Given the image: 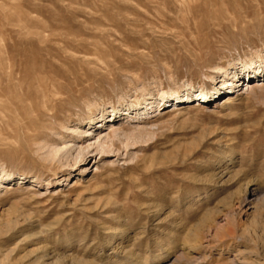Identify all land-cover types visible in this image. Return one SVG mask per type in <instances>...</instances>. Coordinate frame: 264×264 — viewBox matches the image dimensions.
<instances>
[{"label": "rangeland", "instance_id": "obj_1", "mask_svg": "<svg viewBox=\"0 0 264 264\" xmlns=\"http://www.w3.org/2000/svg\"><path fill=\"white\" fill-rule=\"evenodd\" d=\"M0 264H264V0H0Z\"/></svg>", "mask_w": 264, "mask_h": 264}, {"label": "bare ground", "instance_id": "obj_2", "mask_svg": "<svg viewBox=\"0 0 264 264\" xmlns=\"http://www.w3.org/2000/svg\"><path fill=\"white\" fill-rule=\"evenodd\" d=\"M251 61V60H250ZM252 67V65H249V66H246V68H247V70H246V72H248V69H250ZM256 70V69H255ZM256 72H259V68H258V70L256 71ZM237 74L238 73H236V72H233V73H231V77H232V79L233 78H235V79H237V80H234L232 83H234V87H236L238 84V82L240 81V79L238 80V77H237ZM246 74V73H245ZM255 75H256V73H255ZM247 76L248 77H250V73H248L247 74ZM8 79H10V78H8ZM14 80H15V78H14ZM17 80V79H16ZM7 81V80H6ZM244 82V84H245V87H246V89H247V91H250V90H253V80H251V81H243ZM38 84H40L39 82H37ZM9 85V84H8ZM16 85H18V84H16ZM19 87V86H18ZM21 87V86H20ZM9 88V87H8ZM8 88H7V90H8ZM6 89V88H5ZM4 89V90H5ZM10 89V88H9ZM262 90H263V88L262 87H260V91L262 92ZM8 92V91H7ZM10 92V91H9ZM11 93V92H10ZM10 93H8V94H10ZM217 93H219L218 91H217ZM176 94V93H175ZM185 94V93H184ZM5 95H6V92H5ZM7 96V95H6ZM191 96H194L195 97V99L196 100H199V99H207V100H210V95H208L207 93H205V92H203V91H196L195 93H192V94H186V95H175V99H177V101L179 102V101H183L184 100V98H186V99H191L192 97ZM2 97V96H1ZM11 100V99H10ZM8 102V101H7ZM135 105V104H134ZM136 106V105H135ZM20 116V115H19ZM22 116H24V115H22ZM92 120V119H91ZM93 122V121H92ZM113 131V133L114 134H116V132H117V130L116 129H114V130H112ZM100 146H101V152H103V151H105L106 150V148H108L110 145H108L106 142H102V143H100ZM100 149V148H99ZM108 150V149H107ZM80 153H83V151H80L79 152V154ZM80 169H81V171L82 172H84L85 170H86V168H85V166H82V167H80ZM81 172V173H82Z\"/></svg>", "mask_w": 264, "mask_h": 264}]
</instances>
